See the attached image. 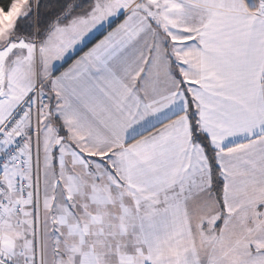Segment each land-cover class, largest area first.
Returning a JSON list of instances; mask_svg holds the SVG:
<instances>
[{
  "label": "snow or ice",
  "instance_id": "6c2138e0",
  "mask_svg": "<svg viewBox=\"0 0 264 264\" xmlns=\"http://www.w3.org/2000/svg\"><path fill=\"white\" fill-rule=\"evenodd\" d=\"M0 264H264V0H0Z\"/></svg>",
  "mask_w": 264,
  "mask_h": 264
}]
</instances>
